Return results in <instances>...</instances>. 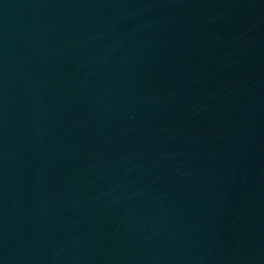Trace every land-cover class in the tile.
I'll return each mask as SVG.
<instances>
[{"label": "water", "instance_id": "obj_1", "mask_svg": "<svg viewBox=\"0 0 264 264\" xmlns=\"http://www.w3.org/2000/svg\"><path fill=\"white\" fill-rule=\"evenodd\" d=\"M0 264H264V0H0Z\"/></svg>", "mask_w": 264, "mask_h": 264}]
</instances>
